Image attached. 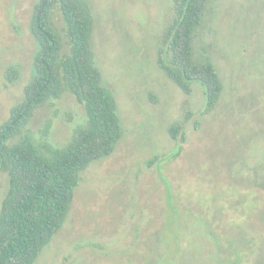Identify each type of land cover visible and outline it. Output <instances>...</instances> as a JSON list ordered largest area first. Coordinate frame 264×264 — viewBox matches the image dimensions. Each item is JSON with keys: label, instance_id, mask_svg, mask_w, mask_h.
I'll use <instances>...</instances> for the list:
<instances>
[{"label": "rangeland", "instance_id": "obj_1", "mask_svg": "<svg viewBox=\"0 0 264 264\" xmlns=\"http://www.w3.org/2000/svg\"><path fill=\"white\" fill-rule=\"evenodd\" d=\"M87 1L95 63L124 133L82 172L63 227L35 264H264V0H208L195 52L223 84L209 113L200 83L187 93L158 64L173 0ZM35 2L0 0V125L33 76ZM54 20L62 30L60 14ZM86 119L66 93L28 130L40 137L49 123V140L64 145ZM179 121L185 140L169 132ZM8 187L1 173L0 209Z\"/></svg>", "mask_w": 264, "mask_h": 264}, {"label": "trees", "instance_id": "obj_2", "mask_svg": "<svg viewBox=\"0 0 264 264\" xmlns=\"http://www.w3.org/2000/svg\"><path fill=\"white\" fill-rule=\"evenodd\" d=\"M207 3L173 0V16L158 54L160 68L183 91L190 93L193 83L204 87L205 113L214 110L223 91L215 63L199 60L195 52ZM56 13L62 30L54 20ZM29 29L38 46L33 76L0 125V174H7L9 181L0 209V264L36 263L63 227L82 172L111 155L124 133L114 92L104 85L95 63L94 16L88 1L36 0ZM8 74L12 81L18 70L11 68ZM66 93L85 107V124L64 145L49 140V123L40 137L32 134L28 125L35 112ZM185 124L169 127L174 139L185 140ZM164 176L161 173L162 180ZM173 209L180 212L177 205ZM168 264L178 262L170 258Z\"/></svg>", "mask_w": 264, "mask_h": 264}]
</instances>
